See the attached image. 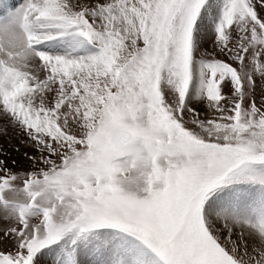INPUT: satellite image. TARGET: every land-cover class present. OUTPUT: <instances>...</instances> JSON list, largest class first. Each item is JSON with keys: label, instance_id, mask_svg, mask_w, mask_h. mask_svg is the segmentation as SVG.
I'll return each mask as SVG.
<instances>
[{"label": "snow or ice", "instance_id": "6c2138e0", "mask_svg": "<svg viewBox=\"0 0 264 264\" xmlns=\"http://www.w3.org/2000/svg\"><path fill=\"white\" fill-rule=\"evenodd\" d=\"M0 120V264H264V0H0Z\"/></svg>", "mask_w": 264, "mask_h": 264}, {"label": "bare ground", "instance_id": "6f19581e", "mask_svg": "<svg viewBox=\"0 0 264 264\" xmlns=\"http://www.w3.org/2000/svg\"><path fill=\"white\" fill-rule=\"evenodd\" d=\"M3 124H4V121L0 120V126H2ZM16 135L17 134L10 127H9L6 135L0 133V147L4 146L6 149L9 148L12 151L15 146H17L19 144L22 145L18 141ZM23 149H25V148L23 147L22 150ZM20 154L21 153H16V152L13 153V155L15 156V158L19 159V161H23L24 162L25 160L21 157Z\"/></svg>", "mask_w": 264, "mask_h": 264}, {"label": "rangeland", "instance_id": "374dc122", "mask_svg": "<svg viewBox=\"0 0 264 264\" xmlns=\"http://www.w3.org/2000/svg\"><path fill=\"white\" fill-rule=\"evenodd\" d=\"M16 147V148H15ZM14 148H13V150L11 151L9 148H5L4 146H2V147H0V148H2L3 150H5V154L7 155V158H8V162L11 164V161L12 160H15V161H17V164H26V157H25V155H24V152L26 151V149H23L22 150V148H23V146L22 145H17V146H15ZM19 148V149H18ZM14 152H16V153H21L20 155H21V157L25 160L24 162L23 161H19V159H17V158H15V156L13 155V153ZM13 167H16V165H12Z\"/></svg>", "mask_w": 264, "mask_h": 264}]
</instances>
